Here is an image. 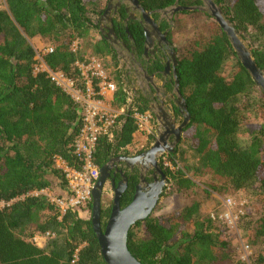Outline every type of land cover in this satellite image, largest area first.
<instances>
[{
    "label": "trees",
    "instance_id": "trees-1",
    "mask_svg": "<svg viewBox=\"0 0 264 264\" xmlns=\"http://www.w3.org/2000/svg\"><path fill=\"white\" fill-rule=\"evenodd\" d=\"M178 1L140 3L146 12H156L174 7ZM214 1L249 42L264 72V0ZM100 2L6 0L7 10L0 11V203H11L0 206V264H107L93 228V205L87 209L88 218L74 211L60 218L56 205L43 194L53 190L54 180L63 185V192L57 196L67 192L58 161L80 168L74 145L83 128V113L48 75L35 74L36 51L31 43L39 39L53 45L55 53L45 59L48 67L78 83L81 76L77 62L84 61L88 54L101 59L108 68L112 66L108 59L112 58L119 68L118 54L106 40L96 42L92 52L80 45L99 29L104 12L98 10ZM180 6L200 8L204 3L180 0ZM127 15L123 11L122 19ZM120 27L124 39L130 34L138 42L144 41L141 27L133 21L128 27L124 23ZM209 31L210 38L203 49L186 51L177 68L190 122L179 147L165 154L171 166L166 167L162 160L169 184L161 200L189 197L190 203L156 215L158 205L146 221L131 229L129 250L142 264H246L239 260L228 229L217 225L221 209L204 215L202 204L193 198L201 180L206 182L207 196L232 190L250 192L255 197L262 213L259 223L252 226V221L246 226V242L255 248L251 264H264V127L248 145L239 139L246 110L244 100L257 85L221 27L214 22ZM231 59L235 64L225 75L223 70ZM115 81L118 90L114 105L126 109V116L113 140H99L94 160L99 169L113 158L128 154L138 133L134 110L148 111L146 102L142 106L133 101L121 70L116 72ZM261 95L258 112L264 121V94ZM183 146L193 154L195 164L189 163ZM139 183L137 172L129 176L122 208L133 201ZM112 208V203L102 206L103 229ZM253 216L248 212L243 221H251ZM48 233L51 237L44 248L34 244L37 234Z\"/></svg>",
    "mask_w": 264,
    "mask_h": 264
},
{
    "label": "flooded vegetation",
    "instance_id": "flooded-vegetation-1",
    "mask_svg": "<svg viewBox=\"0 0 264 264\" xmlns=\"http://www.w3.org/2000/svg\"><path fill=\"white\" fill-rule=\"evenodd\" d=\"M138 1L142 7L140 0ZM136 3V0H108L107 6L100 17L99 29L96 31L99 34L97 42L106 40L118 54L120 66L112 70V72L115 77L117 71L121 70L123 72V79L132 93L133 101H138L137 103H140L142 106L146 102L148 111L156 122L157 117L162 116V112L167 111L172 118L176 119L177 126H181L187 118L188 111L187 105L184 108L185 100L180 93V84L177 79V68L182 60V56L174 44L172 35L175 29V20L182 13L191 12L188 9L190 7L180 6L179 0L170 9L148 12L151 13L150 18L153 20L154 25L145 16V10L143 8L141 10ZM123 11H126L128 14L125 20L122 19ZM131 21L141 27L144 34V41L142 43L138 42L130 34L127 39H124L120 33V25L124 23L128 27V23ZM126 31L129 33L128 30ZM108 60L109 64L116 67L112 58ZM165 123L168 126L167 133L169 135L166 143L162 142V145L167 154H169L171 150L179 147L183 140L185 128L182 131L181 141L177 143V131L172 129L167 122ZM159 131L166 132L162 128L160 130L157 129L158 136ZM176 143L177 145H175ZM150 149L151 146L144 147L132 155L127 154L113 158L108 164L110 166V176L107 180L105 191L108 187L115 196L114 185L119 186V184H122L123 188L127 184L128 187L129 176L135 172L140 176V185L143 176L141 168L144 164L141 163V166L136 164L132 168L118 159L141 156ZM162 160V157L158 160V165L161 168ZM148 166L152 167L150 163H148ZM143 171L144 178L147 181L146 184L143 183L144 187L149 183L163 181V177L157 169L152 167L150 170L146 169ZM125 176L127 177L126 180Z\"/></svg>",
    "mask_w": 264,
    "mask_h": 264
},
{
    "label": "built area",
    "instance_id": "built-area-1",
    "mask_svg": "<svg viewBox=\"0 0 264 264\" xmlns=\"http://www.w3.org/2000/svg\"><path fill=\"white\" fill-rule=\"evenodd\" d=\"M74 51L79 49L78 44L73 45ZM37 64L35 74H46L48 78L66 92L81 107L83 113V128L74 145V152L80 163V168L66 165L58 161L67 183V192L62 197L52 196L50 192H43L60 212V218L69 211L78 212L81 218L89 214L88 207L93 202V191L100 177V169L95 164V153L99 140L102 137L115 138L116 132L121 126V119L126 116V109L115 107L117 93L116 77L112 67L98 57L88 54L84 61L77 62L81 80L80 83L70 79L62 72L52 71L47 63V56L55 53V47L51 44L35 49ZM109 65V64H108ZM133 118L138 126V132L147 138L157 133V122L149 111L142 113L135 108ZM155 121V122H154ZM149 140V139H148ZM147 146V145H146ZM145 146L142 147V149ZM164 165L171 166L165 155L162 156ZM61 164V165H60ZM33 195L38 196L39 193ZM4 202L0 203L5 207ZM249 201L227 198L223 203V210L218 215L221 222L231 233L238 235L240 224L247 215ZM216 219V216H213ZM51 234H37L33 242L39 248H44ZM253 257L252 246L241 241L238 258L241 262L251 264ZM78 260V257H75Z\"/></svg>",
    "mask_w": 264,
    "mask_h": 264
},
{
    "label": "water",
    "instance_id": "water-1",
    "mask_svg": "<svg viewBox=\"0 0 264 264\" xmlns=\"http://www.w3.org/2000/svg\"><path fill=\"white\" fill-rule=\"evenodd\" d=\"M136 5L141 9L139 1L136 0ZM205 7L207 8H188L189 11L194 10H205L210 13L214 18L215 22L221 27V29L226 33L229 38L234 51L237 54L238 59L244 66V68L250 73L255 84L264 93V72L259 68L256 60L253 57L251 49L242 41L240 33L234 28L232 23L226 18L222 9L218 7L214 0H203ZM143 10V9H141ZM145 16L149 18L153 24V20L150 18L151 13L145 12ZM155 25V24H154ZM184 108H186V103L184 102ZM162 116L157 117V123L159 130L164 129L166 132L163 133L159 131V136L157 141L153 144L150 150L141 156L137 157H122L118 160L128 164L132 168L136 164L138 166L142 165V182L137 186L133 201L125 208H122V197L127 189V184L122 188V184L119 186L114 185L115 196L113 200V208L111 212V217L103 229L102 226V206L104 193L106 189L107 180L109 178L110 166L106 165L100 169V178L93 191V212H92V223L94 231L98 237L99 244L101 246L102 255L107 264H142L138 261L130 252L128 241L129 233L131 229L138 223L146 221L155 211L157 205L159 204L161 197L168 186V178L165 175L163 169L158 165V160L167 151L163 148L162 142L166 143L168 139V126L177 131L178 140L177 143L181 141L182 131L190 122V115L187 114L185 122L181 126H177L176 119L172 118L167 111L162 112ZM177 143L175 145H177ZM174 152V150H171ZM152 165L154 169L162 175L163 181L147 184L146 187L143 183H147L144 178L143 170H150ZM147 165V167H146ZM146 168V169H145ZM127 177L125 176V180Z\"/></svg>",
    "mask_w": 264,
    "mask_h": 264
},
{
    "label": "rangeland",
    "instance_id": "rangeland-1",
    "mask_svg": "<svg viewBox=\"0 0 264 264\" xmlns=\"http://www.w3.org/2000/svg\"><path fill=\"white\" fill-rule=\"evenodd\" d=\"M99 8L98 10H104L107 6L108 0H100ZM200 8H207L205 7V4L203 7ZM7 10V3L6 0H0V11ZM193 12V11H192ZM214 18L210 15L209 12L205 10H200L198 13L193 14H181L176 20H175V29L173 31L172 39L174 41V44L176 45L178 51L180 52L181 56L186 51H200L203 49V47L207 44L209 38H210V25L214 23ZM99 34L97 32L92 33V35L87 38L86 40L81 41L80 45L86 52H92V46L99 40ZM242 41L250 48L249 42L244 40L243 37ZM32 45L35 49L43 47L48 45L46 42H42L39 39L32 40ZM108 61V60H107ZM235 64V60H229L225 68L223 70L224 74L227 75L232 66ZM112 70H115L116 67L112 66ZM263 92L261 89L257 86V89L252 92L249 98L244 100L246 110L243 114V120L242 125L239 131V139L243 144L248 145L253 136L255 134H258L261 132V129L264 127V121L261 118L258 110L259 106L261 105V99ZM264 94V93H263ZM155 122V121H154ZM158 124V123H157ZM156 129L159 130L158 125L156 126ZM158 134L155 133V136H152L151 138H147L145 135H142L138 132V136L135 137V141L132 146L128 148V154L132 155L136 153L137 151L141 150L143 146L145 148L152 147L153 144L157 141ZM149 139V140H148ZM147 145V146H146ZM182 150L186 151L187 159L189 160V163L195 164L196 159L193 157V154L187 150L185 146L181 148ZM172 153V152H171ZM167 155V154H166ZM61 165V164H60ZM169 184V183H168ZM198 188L195 191V195L193 198H197V200L202 204L201 205V211L204 215H210L212 213H216L218 211L223 210V203L224 201L229 197H234L242 200L249 201V207L247 208V213L252 212L254 215L252 218L253 220H249L246 218L243 222L240 224L239 233L238 235L231 233L230 230H228V235L230 236V240L232 243V246L235 248V250L238 253L239 246L241 241L244 243L246 242L247 236H246V226L253 221V225L260 222L261 213L262 210L257 204L255 197L250 192H233L232 190L226 192V193H213L211 196H207L205 194V191L207 190L206 182L204 181H198ZM53 190L50 192L52 196L60 195L63 192V185L57 181L54 180L53 182ZM114 193L108 189L104 193V199L103 204H110L114 200ZM164 194V193H163ZM189 197H186L184 199H163L160 200V204L158 207V211L156 212V215L162 214V213H170L175 211L176 209L179 210L183 205H187L190 203ZM157 205V206H158ZM88 218V217H84ZM217 225L225 229L226 227L221 223L217 222ZM253 252H255V248H253Z\"/></svg>",
    "mask_w": 264,
    "mask_h": 264
},
{
    "label": "crops",
    "instance_id": "crops-1",
    "mask_svg": "<svg viewBox=\"0 0 264 264\" xmlns=\"http://www.w3.org/2000/svg\"><path fill=\"white\" fill-rule=\"evenodd\" d=\"M137 136H138V133H136L135 137H137Z\"/></svg>",
    "mask_w": 264,
    "mask_h": 264
}]
</instances>
